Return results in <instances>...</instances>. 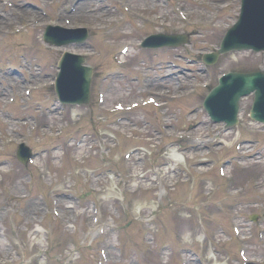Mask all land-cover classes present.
Masks as SVG:
<instances>
[{
    "label": "rangeland",
    "instance_id": "374dc122",
    "mask_svg": "<svg viewBox=\"0 0 264 264\" xmlns=\"http://www.w3.org/2000/svg\"><path fill=\"white\" fill-rule=\"evenodd\" d=\"M19 1L14 0V5L17 6ZM29 1L36 3L38 6H43L47 11V15L43 17L39 9L30 8L27 10V6L22 9H19L21 6H18V9L14 7V9L11 10V7L4 8L0 5V132L3 133L2 138H0V163H5L1 169L3 178L0 184V264H74L75 262L70 263L66 260V257L73 247H77L78 249L75 264H97L99 249L105 247L109 250L110 264H123L127 258H129L130 262L133 259L132 264H164L160 254L158 255L155 250L149 251V249L140 242L139 233L142 229L140 220H138L140 218V212L138 213L134 207L131 208L127 201H121L122 189L128 192L129 189L134 186V183H137L141 187L151 184L150 169H147L150 175L148 174L138 180H136L133 175H128L123 178V182L115 177L118 176L117 170H113H122L121 162H123V159L120 161L119 158H122L123 153L126 152L127 149H130H124L125 146L136 141L126 142L125 145L119 149H113V146L106 145L109 143H105V145L103 143L101 144L103 146H97V154L93 157L80 160V153L84 152L87 147L92 144V141L96 142L95 138L97 135L108 137L106 136V132L112 130L113 133L118 134V129L100 123L96 118V125H94L87 119L88 116H84L86 120L82 129L76 131V126L71 125L69 122L71 119L70 117H73L75 114L72 116L62 115L60 117L51 115L47 117L45 114L46 111H44L45 109H41V104L46 105L52 101L53 93L51 92L52 89L49 84H47L43 90H38L35 89V86L27 84L26 81L20 77H12L3 80V70L8 65L9 60H16L12 66L20 67L21 63H19V57H17L18 52L15 51V46H17L20 41L26 45L27 48L25 49H27L29 55L33 57V61L43 63V65L48 66V70H54L52 62L61 55L60 51L47 50L43 48L42 45L44 43L42 34L45 25L50 23L55 17L58 19L62 18V14L58 13L60 5L59 0ZM113 1L119 5L121 12H127L125 10L127 7L131 10L129 13L133 12L132 3H128L126 0ZM105 3L106 2H99L98 0H88L86 3L81 4L74 15L70 16V18H66L69 20L71 19L74 25L82 24L88 26L90 30H99L95 33L96 36H94V38L96 44L102 49L103 54H105V52L111 53L114 47L109 48L107 44L110 45L114 43V40L123 42L124 38L129 37L133 40L134 45L137 43V38L148 31L146 30L143 33L137 32L129 26L126 34L107 35L108 39L105 41L102 31L100 30H102V25L106 21V19H103L106 16H98L101 13H109V8H103ZM173 5L174 14L172 29L174 31H181L183 29L188 31L194 29L196 32H199L198 35L195 34L192 37V44L171 51L176 61L193 70L191 73H186L184 77L179 76V79L176 77L174 78V83L172 84L174 90L178 91V89H176L178 86H181L180 89H188L195 85L203 87L202 82L208 78H212L214 82L216 79L215 76L218 75L220 71L224 72L231 69H242V71L251 69L264 70V53H256L253 51H234L223 55L219 65L214 67L210 74L199 72L200 65L190 64L187 60L188 57H191L193 53H195V49H211L219 44L228 24H231L238 16L240 0H175ZM177 6L183 8L189 17L188 20H184L179 16L176 10ZM186 7H188L189 11L186 10ZM216 7L222 9L220 20L210 18V15L207 16V13L209 11L213 12ZM19 11L24 12L23 14L26 15L25 17L29 18L30 22L35 23L38 17H43L42 19H38V21L42 22L32 25L28 33L22 32L21 35L18 34V36L10 35L9 32H6L7 28L13 30L18 27L22 21L18 19L19 14L17 12ZM11 13L15 15L11 17ZM6 17L9 19H6ZM129 17H131L130 14ZM110 19H108L107 23H109ZM26 23L28 24V22ZM129 44L131 45L132 43L129 42ZM121 45L122 44L118 43L115 56L124 55L118 53ZM159 53L161 52L159 51ZM164 53L165 51L162 52V55ZM146 54L150 57L153 55L150 51H148V53L146 52ZM100 59L104 64L105 62L106 64H110L109 60H111V54H109L108 60L104 57L99 58V60ZM149 60L152 61V58H149ZM42 80L46 81L44 83L51 82V78L45 79V75H43L39 77L34 76L30 83L37 86L43 83ZM120 85L121 87L118 92H114L111 95V99L132 101L139 96L136 92L132 94L127 91L125 81H121ZM134 85L135 84H133V86ZM26 88L33 91L32 97L25 96ZM201 92L204 97V90H201ZM11 94L15 95L16 98L13 103H10L8 100ZM201 94L197 93L192 100L184 102L180 107H176L177 109L173 108V110H171L174 117L173 119H175L177 113L182 115L189 106L201 102L203 98L202 96L200 98ZM27 104H29L28 107H26ZM79 109L80 112L88 115L89 110H87V106L80 107ZM99 113L102 112L99 111ZM129 117L128 120L130 122L127 121V125L131 124L132 126L137 125L143 127L146 125L144 120L156 121L158 119V114L153 107H148L132 113V115L130 114ZM185 120L186 117L183 121ZM59 122L69 123L64 124L66 127L63 128L62 134H58V130L60 129ZM49 124H53L51 126V131L50 129L44 128ZM27 126H32V130L27 128ZM185 126L186 124H183V127L181 124L180 127H175V138L178 137L177 135L184 132L188 133ZM84 131H87L89 136L86 137L81 145H76L75 141L77 139H82L81 134H83ZM145 134L149 135V137L154 136L151 132ZM195 134L198 133L195 132ZM236 135L237 134L234 133L232 136L231 134L225 136L226 139H231L233 141L229 144L232 145V149L235 150H237L235 144L238 141ZM58 136H60L61 139H57ZM139 137L143 141H148L145 135ZM21 139H27L33 149L43 148L42 151L44 154H42L41 158L37 159L32 166L28 165L26 169L15 157L17 143L20 142ZM109 141H112L111 138ZM140 142L141 141H138L136 144L140 145ZM110 148L111 150L108 151ZM245 148V146H242V151L237 150V154L245 155L246 152L243 151ZM144 149L138 150L130 161H125V167L123 168L124 172L122 171L124 174L129 172L134 173L133 168L135 166L139 171H141L140 169L143 170V168L140 167L142 165L140 160L137 159L138 157L144 158V155H146V150ZM257 152L264 156V148H257ZM158 153H160V148L154 150L151 159ZM226 153L224 155H226ZM185 154L190 159L193 157L191 153L188 154L185 152ZM257 160L260 159H256V161ZM134 161L136 165H133ZM248 163V166H250L247 169L248 178L247 175H243L241 177V184L253 185V188H247L243 195V200L247 201L246 204L252 205V201L249 200L253 199L255 195L254 179L257 178L261 186L264 187V168H262L264 160L257 163H255V160H251L248 161ZM254 169L258 170L261 174L258 172H255V176L251 174ZM112 171L115 174L114 176L111 174ZM235 174L237 175V172H235ZM5 187L8 188L9 193L13 195L9 196ZM90 187L96 190L95 194L88 195L85 200H79L75 197V195L79 193L87 192ZM141 187L138 196L142 199L141 204L145 206V209L142 210L141 213L145 216H150L149 212L151 206L158 205V203L159 205H164L165 200H160L159 198L161 196H157L154 191L149 192V190H142ZM109 191L117 192L118 194L116 196L118 197L105 200L103 195ZM198 191L199 193L197 195L189 197L191 203L190 207H188L189 205L186 204L187 195L189 196L190 193H197ZM200 191L201 186L197 185L195 188L187 186L184 188L180 186L177 188L176 192H173L174 194L171 195V198L175 200L174 204L178 207L171 208L165 205L162 206V211L158 213L159 215L156 218V222L161 223L163 220L164 226L160 228V230L155 231L157 243L170 241L173 246H175L176 242L173 243V240L181 235L177 245L183 243L186 245L187 250L191 252L190 255L185 256L190 260V264H200L196 262L198 260L197 257L205 259L207 253L215 254L214 252L216 251L219 252L215 254L218 264H240L242 262L238 254L239 248H245L247 250L248 257L254 264H264V243H257L255 238L249 237V227L252 226V231L255 235L256 229H258L256 227H259V225L250 223L245 224V222L242 221V224L238 225L243 233V240L234 243L227 242V239H224L225 236H223V232L220 236L217 225V221L223 222V217L219 216L215 219L214 216H209L206 208L198 205V199L203 196L202 191ZM24 192L27 193V195L22 196ZM53 199H56L55 202H53ZM98 200L103 202V204L97 202ZM94 202L100 204L104 220H114L115 226H109V231L108 229L105 230L104 235L106 236H95L93 232H89L88 230V227L91 226L92 203ZM246 204L243 206L246 209V212H242L244 216L257 213V207L255 205L249 206ZM54 207L58 208L59 215L53 212ZM111 207L113 208L111 209ZM199 209L203 211L205 215L202 219L197 216ZM225 216L227 217V213ZM226 217L225 228L229 229ZM165 223L170 224L169 229H167ZM123 226L126 228L122 229ZM150 229L151 227H146V231L150 232ZM151 230L154 232L153 229ZM199 233L205 235L204 241L197 239ZM230 234H233L232 227H230ZM110 235L111 238H109ZM185 236L187 237L186 239ZM110 243H113L114 246L110 245ZM240 243L245 244L239 245ZM46 246H48V249H46ZM213 248H215V250ZM42 255L44 257L41 260L40 257ZM128 255H133L132 259L130 256L128 257ZM119 257H121L120 260ZM170 257L171 264H179L180 259L178 257L180 256H177L175 252H173Z\"/></svg>",
    "mask_w": 264,
    "mask_h": 264
},
{
    "label": "bare ground",
    "instance_id": "6f19581e",
    "mask_svg": "<svg viewBox=\"0 0 264 264\" xmlns=\"http://www.w3.org/2000/svg\"><path fill=\"white\" fill-rule=\"evenodd\" d=\"M147 107V106H146ZM253 132H256V131H258V130H260V127H257L256 129H251ZM185 143L186 144H189L188 142H186L185 141ZM176 146V145H175ZM178 147L176 146V149H173V150H171V153H168V159L171 161V162H173V163H179V162H183L182 160H183V158H185V156H183V154H181L180 152V150H182V149H180V148H178V149H180V150H178L177 149ZM167 170L168 171H172L171 170V167L170 166H168L167 167ZM118 193L117 192H115V191H109V192H106V194L105 195H103V198L105 199V200H108L109 198L110 199H113V198H116V195H117ZM159 213V212H158ZM157 213V214H158ZM179 224H181V223H179ZM187 237L185 236V239H186ZM197 239L198 240H200V241H203L204 240V236H203V234H199V235H197ZM212 256V255H211ZM212 258V257H211Z\"/></svg>",
    "mask_w": 264,
    "mask_h": 264
},
{
    "label": "water",
    "instance_id": "95a60500",
    "mask_svg": "<svg viewBox=\"0 0 264 264\" xmlns=\"http://www.w3.org/2000/svg\"><path fill=\"white\" fill-rule=\"evenodd\" d=\"M245 33H247V32H245ZM47 39H49V37H47ZM248 42V41H247ZM60 43V42H59ZM251 45L252 44H254V42L252 43V42H249ZM258 45H256L255 47H257ZM225 49L226 48H223V50L222 51H225ZM258 73H249V74H244L245 76H246V79H247V81H248V86H250V84H251V81L255 78V76L257 75ZM89 78H90V73L88 72L87 73V80L89 81ZM27 152L28 151H22V153H21V155H22V158H26V155H27Z\"/></svg>",
    "mask_w": 264,
    "mask_h": 264
}]
</instances>
